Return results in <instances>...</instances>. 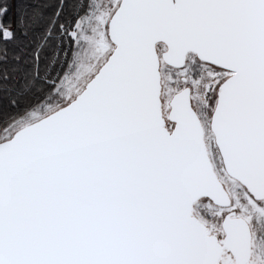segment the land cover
<instances>
[{"label": "snow or ice", "instance_id": "1", "mask_svg": "<svg viewBox=\"0 0 264 264\" xmlns=\"http://www.w3.org/2000/svg\"><path fill=\"white\" fill-rule=\"evenodd\" d=\"M0 264H264V0H0Z\"/></svg>", "mask_w": 264, "mask_h": 264}]
</instances>
